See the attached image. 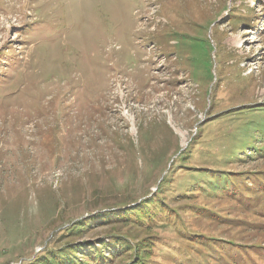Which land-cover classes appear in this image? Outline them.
<instances>
[{"label":"rangeland","instance_id":"1","mask_svg":"<svg viewBox=\"0 0 264 264\" xmlns=\"http://www.w3.org/2000/svg\"><path fill=\"white\" fill-rule=\"evenodd\" d=\"M169 172L184 191L127 216ZM117 235L145 264L207 238L264 264V0H0V264Z\"/></svg>","mask_w":264,"mask_h":264},{"label":"trees","instance_id":"2","mask_svg":"<svg viewBox=\"0 0 264 264\" xmlns=\"http://www.w3.org/2000/svg\"><path fill=\"white\" fill-rule=\"evenodd\" d=\"M190 143L186 147L185 151L179 154L178 158L186 156V154L188 153ZM162 148L166 149L165 146H163ZM176 153L177 152L175 151L172 157L176 155ZM172 163H174V161ZM171 173L172 172H169L168 175L166 174L162 178L163 180L157 185V189L154 192V194H152L146 201L141 202L137 208L135 207H132L129 209L126 208L125 214L127 216L128 215L134 216L139 220L141 218L144 219L145 217L150 216L147 211L149 207H152L156 212H159L160 209H162V207L165 206V201L163 199H162L163 201H160L158 198H160L164 194L168 196L180 195V192L183 190L182 188H183L184 178L182 177V178H178L175 180L173 178H170ZM187 176L188 175H186L185 178ZM173 182L176 183V186ZM166 185L174 189H172L171 192H165ZM121 207H125V205ZM116 213L117 211H112V214H116ZM108 214L109 212H104V214H102L101 212H96L94 218L95 219L101 218V217L103 218L104 216H109ZM94 218H89V219L86 218L84 220L74 222L71 225L70 223L73 220H70L69 223L67 224L68 226L62 231H60V233L63 234V236L68 235L69 237L81 236L90 227V221ZM126 237L123 235H117V238L119 239H117L116 241L123 243L119 247L121 251H115L114 253L110 254L108 257L102 254V250H100V248H97L95 247L94 244H92L91 247H88L87 249L88 252L85 254H82V259L80 261L76 258V254L80 252L79 250L82 247L80 246L72 247L68 245V247L63 246L62 249L58 248V249H55L54 251L46 250L40 253L39 255H36L32 260L24 264H109L110 262H113L114 260L119 258L120 254H122V251H124L125 253L128 251L131 252L132 263L130 264H145V262L147 263V260L151 256L150 252H151L152 245L150 246V242H148V240H140L137 243V246H134V244H132L133 242L131 241L130 243V240ZM98 242L102 243L104 242V239ZM205 242L207 243L203 244L204 245L203 250L199 251L194 256H191L190 264H202L203 261H198V259L201 258L202 256H204L205 258L211 259L213 262H218V261L223 260L225 264H235L236 258L238 256L240 258H243V256H248V255H245L246 253L245 249L239 246L238 244H234L231 242H223V241H213L212 239H209V238H207ZM107 248H111V247H107ZM123 248L125 249L122 250ZM152 250H153V247H152ZM93 254H95V256L97 255L98 257L97 261H95ZM175 257H177L179 262L181 263H184L185 261H187V258H184L181 253L176 254Z\"/></svg>","mask_w":264,"mask_h":264},{"label":"bare ground","instance_id":"3","mask_svg":"<svg viewBox=\"0 0 264 264\" xmlns=\"http://www.w3.org/2000/svg\"><path fill=\"white\" fill-rule=\"evenodd\" d=\"M182 136H183V139H185V135L183 134Z\"/></svg>","mask_w":264,"mask_h":264}]
</instances>
